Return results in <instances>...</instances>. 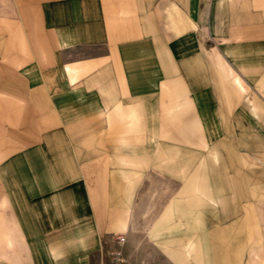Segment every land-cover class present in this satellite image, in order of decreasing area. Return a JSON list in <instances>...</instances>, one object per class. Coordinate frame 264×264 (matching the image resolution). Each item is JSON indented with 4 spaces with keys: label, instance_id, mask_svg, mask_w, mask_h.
I'll use <instances>...</instances> for the list:
<instances>
[{
    "label": "crops",
    "instance_id": "0c3cea01",
    "mask_svg": "<svg viewBox=\"0 0 264 264\" xmlns=\"http://www.w3.org/2000/svg\"><path fill=\"white\" fill-rule=\"evenodd\" d=\"M263 7L0 0V264H108L147 168L264 132Z\"/></svg>",
    "mask_w": 264,
    "mask_h": 264
},
{
    "label": "rangeland",
    "instance_id": "374dc122",
    "mask_svg": "<svg viewBox=\"0 0 264 264\" xmlns=\"http://www.w3.org/2000/svg\"><path fill=\"white\" fill-rule=\"evenodd\" d=\"M218 139L220 150L206 142L203 157L190 150L171 172L163 161L147 168L123 264H264V132L221 131Z\"/></svg>",
    "mask_w": 264,
    "mask_h": 264
},
{
    "label": "built area",
    "instance_id": "2783aa9c",
    "mask_svg": "<svg viewBox=\"0 0 264 264\" xmlns=\"http://www.w3.org/2000/svg\"><path fill=\"white\" fill-rule=\"evenodd\" d=\"M125 235L120 234L117 235L113 242H114V248L111 251L112 260L115 264H123L124 259L122 257V246L125 242Z\"/></svg>",
    "mask_w": 264,
    "mask_h": 264
}]
</instances>
